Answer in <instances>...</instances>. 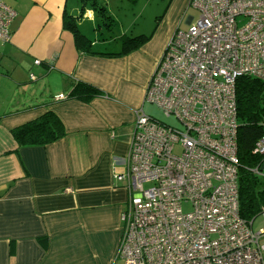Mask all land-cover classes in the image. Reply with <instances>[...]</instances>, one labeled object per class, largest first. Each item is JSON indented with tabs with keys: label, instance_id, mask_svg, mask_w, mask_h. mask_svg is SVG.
Returning <instances> with one entry per match:
<instances>
[{
	"label": "crops",
	"instance_id": "1",
	"mask_svg": "<svg viewBox=\"0 0 264 264\" xmlns=\"http://www.w3.org/2000/svg\"><path fill=\"white\" fill-rule=\"evenodd\" d=\"M189 1L173 0L151 40L115 56L77 50L62 26L64 11L75 17L69 0H5L15 16L10 39L0 42V264L119 262L129 191L114 175L124 169L135 110L144 111L149 79ZM94 17L86 7L82 18ZM101 44L91 41L96 52L116 53L97 50ZM38 79L50 94L37 90ZM77 81L100 94L88 102L68 97ZM48 110L65 135L19 147L10 129Z\"/></svg>",
	"mask_w": 264,
	"mask_h": 264
},
{
	"label": "built area",
	"instance_id": "2",
	"mask_svg": "<svg viewBox=\"0 0 264 264\" xmlns=\"http://www.w3.org/2000/svg\"><path fill=\"white\" fill-rule=\"evenodd\" d=\"M189 6L198 16L174 32L144 96L176 126L136 109L114 175L129 191L117 256L122 264H264V225L253 231L254 218L239 215L236 101L238 77L264 81V0ZM14 16L0 0V42ZM252 153L264 161V133Z\"/></svg>",
	"mask_w": 264,
	"mask_h": 264
},
{
	"label": "trees",
	"instance_id": "3",
	"mask_svg": "<svg viewBox=\"0 0 264 264\" xmlns=\"http://www.w3.org/2000/svg\"><path fill=\"white\" fill-rule=\"evenodd\" d=\"M81 13L86 7L93 10L94 16L105 20H112L107 14L105 6L98 0H80ZM110 25V24H108ZM62 26L69 30L74 38L75 47L80 53L106 54L123 56L140 48L148 42L152 34H139L133 37H124L121 40V50L116 53H99L92 49L91 40L79 31L76 18L64 11ZM100 94L94 86L77 81L69 92L68 97L88 102ZM237 101V153L240 161L238 171V200L239 215L246 221L254 220L264 208V182H261L251 169L261 168V157L252 153L257 138L264 133L262 119H264V81L241 76L236 79ZM10 133L19 147L43 146L54 142L65 135L59 118L50 110L36 119L25 122L10 129Z\"/></svg>",
	"mask_w": 264,
	"mask_h": 264
},
{
	"label": "rangeland",
	"instance_id": "4",
	"mask_svg": "<svg viewBox=\"0 0 264 264\" xmlns=\"http://www.w3.org/2000/svg\"><path fill=\"white\" fill-rule=\"evenodd\" d=\"M98 1H100V3L105 6L107 14L112 19L110 23L108 20L97 16L94 17L93 21L82 18L80 0H69V4H74L77 8L74 12V15L77 18L76 24L79 28V31L91 41L95 40L99 43H102L96 47L97 50L107 52H117L121 50V40L124 37H133L139 34H152L151 38H153L155 33L161 29L162 23L168 14L167 12H169V7L173 2V0ZM188 16H191L195 19L198 16V11L193 7L188 6L179 24H177L178 22L175 23V27L178 30H186L188 26L186 19ZM170 17H173V14ZM171 20L173 21L172 18ZM172 21L169 20V27L172 24ZM37 90H40V92L45 95L50 94L48 82L43 79H38ZM143 108L147 114L159 119L164 123L176 126V121L171 117H165L156 105L145 101ZM177 151L178 150L176 149V152ZM256 176L261 182H264V168H260V170L256 173ZM183 208L189 209V206L184 205ZM262 225H264V218H262V216H258L253 221V231H257ZM117 264H122V259H120Z\"/></svg>",
	"mask_w": 264,
	"mask_h": 264
},
{
	"label": "water",
	"instance_id": "5",
	"mask_svg": "<svg viewBox=\"0 0 264 264\" xmlns=\"http://www.w3.org/2000/svg\"><path fill=\"white\" fill-rule=\"evenodd\" d=\"M189 22V21H188ZM261 168H264V162H262Z\"/></svg>",
	"mask_w": 264,
	"mask_h": 264
}]
</instances>
